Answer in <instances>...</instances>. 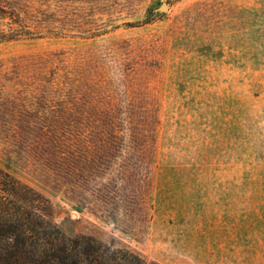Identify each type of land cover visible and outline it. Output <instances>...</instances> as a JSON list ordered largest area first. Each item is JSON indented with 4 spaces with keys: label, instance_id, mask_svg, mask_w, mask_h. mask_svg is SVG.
Wrapping results in <instances>:
<instances>
[{
    "label": "rangeland",
    "instance_id": "374dc122",
    "mask_svg": "<svg viewBox=\"0 0 264 264\" xmlns=\"http://www.w3.org/2000/svg\"><path fill=\"white\" fill-rule=\"evenodd\" d=\"M0 168L69 236L264 264V0H0Z\"/></svg>",
    "mask_w": 264,
    "mask_h": 264
},
{
    "label": "trees",
    "instance_id": "16d2710c",
    "mask_svg": "<svg viewBox=\"0 0 264 264\" xmlns=\"http://www.w3.org/2000/svg\"><path fill=\"white\" fill-rule=\"evenodd\" d=\"M0 264H159L52 221L49 202L0 168Z\"/></svg>",
    "mask_w": 264,
    "mask_h": 264
},
{
    "label": "water",
    "instance_id": "95a60500",
    "mask_svg": "<svg viewBox=\"0 0 264 264\" xmlns=\"http://www.w3.org/2000/svg\"><path fill=\"white\" fill-rule=\"evenodd\" d=\"M162 10H166L167 9V4L165 2L162 3L161 5Z\"/></svg>",
    "mask_w": 264,
    "mask_h": 264
}]
</instances>
